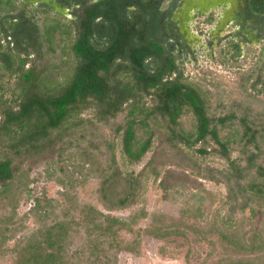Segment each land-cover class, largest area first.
Masks as SVG:
<instances>
[{"label": "trees", "instance_id": "16d2710c", "mask_svg": "<svg viewBox=\"0 0 264 264\" xmlns=\"http://www.w3.org/2000/svg\"><path fill=\"white\" fill-rule=\"evenodd\" d=\"M17 9L16 0H0V71L15 76L10 97L4 96L6 89L0 83V198H9L12 213L8 218L15 213L18 197L29 194L27 182L19 181L30 169L24 168L26 162H48L55 156H78L77 170L86 167L98 177L96 192L107 211L133 205L144 168L124 174L116 147L120 146L124 161L133 165L160 137V144L167 143L174 155L182 152L181 147L202 156L212 151L220 154L229 165L220 171L228 199L240 211L249 206L253 214L256 202L264 214V120L257 123L246 113L238 116L234 111L210 113L206 91L176 70L165 41L140 19L121 21L106 15L102 19L107 18V23L96 22L103 14L86 8L67 23L47 17L38 24L20 16L14 21ZM57 34L67 41L71 59L65 64L50 61L57 42L64 41ZM88 110L91 117L83 116ZM184 116L187 127L181 124ZM98 123L108 126V135L89 138L94 137L91 126ZM233 150L240 156L231 158ZM103 152L105 163L97 160V153ZM154 161L152 157L146 164L150 170ZM160 184L167 187L165 177ZM80 212L74 223L95 236L94 248L115 239L119 230L131 228L125 219L91 205H84ZM158 219L155 215L145 231L163 238L172 232L171 227L157 225ZM71 227L58 221L20 240L14 246V264H79L66 257ZM233 233L220 231V237L242 252L264 248V228L255 231L249 243H238L241 238ZM217 264L256 263L242 257Z\"/></svg>", "mask_w": 264, "mask_h": 264}, {"label": "rangeland", "instance_id": "374dc122", "mask_svg": "<svg viewBox=\"0 0 264 264\" xmlns=\"http://www.w3.org/2000/svg\"><path fill=\"white\" fill-rule=\"evenodd\" d=\"M26 10L28 14L35 13L38 24H42L47 17L57 18L62 23L72 20L54 12L31 8ZM20 11L21 7L17 14ZM56 38L64 41L60 40L59 44L57 42L55 52L51 53L55 57L52 60L50 58V61L65 64L71 59L65 47L66 38L58 34ZM217 50L214 56L196 54V61L189 57L184 62L185 68L179 73L203 87L207 93L210 113L222 115L234 111L238 116L246 113L250 119L261 123L264 120V60H261L262 66L258 60L262 54L258 53V48L251 47L245 54L229 60L217 54ZM62 67L68 68L70 65ZM0 76V83L6 89L4 96L10 97V87L14 86L15 76L2 74V71ZM82 115L91 117L92 112L88 110ZM180 120L184 127L188 126L186 116ZM107 127L99 123L92 125L94 137H87L94 140L103 138L108 135ZM89 138L82 142L83 146ZM160 142L161 137L155 139L151 150L133 165L124 161L120 146L116 147L117 160L124 174L132 171L137 174L142 168L144 171L138 200L129 207L112 211L104 209L99 200L96 192L98 177L86 167L77 170L75 165L81 164L76 158L78 156H55L48 162L27 161L24 168L30 169L27 176L19 177V181L27 182L29 194L24 192L18 197L15 213L10 218L8 216L12 212L9 198H0V264H14L16 243H21L20 240L25 237L38 233V229L58 221H66L72 226L71 235L65 243L66 257L74 263L217 264L242 257L252 258L256 264L261 263L264 260V248L242 252L220 237V231L234 232V238H241L238 243H249L255 231L264 228L263 210L256 202L252 203L256 208L253 214L249 206L240 211L232 199H228L229 192L220 174L229 166L225 158L213 151L202 156L184 147H181L179 155H174L165 145L167 143ZM239 156L237 150L230 154L231 158ZM152 157L155 159L152 164L154 168L150 170L146 164ZM97 160L105 163V153H97ZM240 161L244 164L243 159ZM155 171L158 172L157 176ZM69 174H72L71 178L68 177L63 184V179ZM164 177L165 189L160 184ZM84 205L123 218L131 228L119 230L115 239L109 238L94 248L95 236L91 233L89 235L83 225L74 223L79 221L80 210ZM134 214L136 216L131 218ZM155 215L159 217L157 225L164 224L163 227L167 229L171 227L172 232L163 238L145 231ZM4 236L7 238L4 239ZM109 243L118 246L114 244L112 247ZM124 247H130V250Z\"/></svg>", "mask_w": 264, "mask_h": 264}, {"label": "flooded vegetation", "instance_id": "af4514ba", "mask_svg": "<svg viewBox=\"0 0 264 264\" xmlns=\"http://www.w3.org/2000/svg\"><path fill=\"white\" fill-rule=\"evenodd\" d=\"M16 5L21 13L14 21L20 16L37 22L28 8L71 19L86 8L96 9L103 14L96 22L106 23V15L140 19L165 41L177 71H183L189 57L196 61V54L214 56L217 49L232 60L256 47L261 66L264 60V0H16Z\"/></svg>", "mask_w": 264, "mask_h": 264}]
</instances>
